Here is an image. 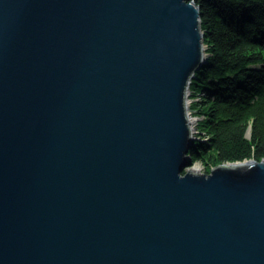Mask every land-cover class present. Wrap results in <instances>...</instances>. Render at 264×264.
Listing matches in <instances>:
<instances>
[{
	"label": "water",
	"instance_id": "water-1",
	"mask_svg": "<svg viewBox=\"0 0 264 264\" xmlns=\"http://www.w3.org/2000/svg\"><path fill=\"white\" fill-rule=\"evenodd\" d=\"M200 18L0 0V264H264V160L185 172Z\"/></svg>",
	"mask_w": 264,
	"mask_h": 264
},
{
	"label": "trees",
	"instance_id": "trees-1",
	"mask_svg": "<svg viewBox=\"0 0 264 264\" xmlns=\"http://www.w3.org/2000/svg\"><path fill=\"white\" fill-rule=\"evenodd\" d=\"M201 9L208 62L191 90L201 92L199 129L191 149L209 174L217 166L264 160V0H193ZM196 104V103H195ZM204 106V107H202ZM249 134V136H248Z\"/></svg>",
	"mask_w": 264,
	"mask_h": 264
},
{
	"label": "rangeland",
	"instance_id": "rangeland-1",
	"mask_svg": "<svg viewBox=\"0 0 264 264\" xmlns=\"http://www.w3.org/2000/svg\"><path fill=\"white\" fill-rule=\"evenodd\" d=\"M194 81V79H193ZM192 81V83H193ZM191 88H192V84H191ZM201 92H195V94H193V91L191 90V94L189 96L190 99V112L192 113V117L193 118H197V124L195 126V129L197 131L196 137H197V141L196 142H201V143H205L208 138L205 137L206 134L204 132H202L199 129V124H201L202 120H203V116L199 113L200 109H198L199 107H195L196 105H200L201 102H203L202 98H201ZM196 103V104H195ZM204 104V102H203ZM195 105V106H194ZM204 107V106H202ZM249 136V135H248ZM194 167H198V172L199 173H205V166L201 161H194L192 162V164L185 170V172H187L188 170H192Z\"/></svg>",
	"mask_w": 264,
	"mask_h": 264
},
{
	"label": "bare ground",
	"instance_id": "bare-ground-1",
	"mask_svg": "<svg viewBox=\"0 0 264 264\" xmlns=\"http://www.w3.org/2000/svg\"><path fill=\"white\" fill-rule=\"evenodd\" d=\"M189 105H190V104H189ZM189 113H190L191 118H193V117H192V113H191L190 111H189ZM191 120H192V119H191ZM192 123H193L192 125L195 127V126H196V125H195L196 122L192 120ZM192 171H194V172H198V167H194V168L192 169Z\"/></svg>",
	"mask_w": 264,
	"mask_h": 264
}]
</instances>
